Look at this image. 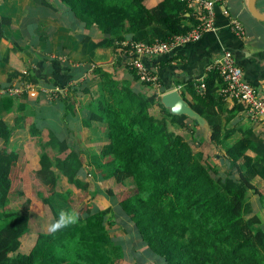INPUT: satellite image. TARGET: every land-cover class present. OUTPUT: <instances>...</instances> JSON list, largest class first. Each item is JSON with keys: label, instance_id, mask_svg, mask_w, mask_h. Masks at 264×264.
I'll return each mask as SVG.
<instances>
[{"label": "trees", "instance_id": "16d2710c", "mask_svg": "<svg viewBox=\"0 0 264 264\" xmlns=\"http://www.w3.org/2000/svg\"><path fill=\"white\" fill-rule=\"evenodd\" d=\"M60 1L86 28L102 33L98 40L90 35L81 38V53L88 62H93L98 48L116 52L126 49L125 41H167L196 22L181 0H158L152 7L149 0ZM207 71L203 94L196 92L198 80L176 81L167 90L180 85L182 97L208 121L205 141L223 151L219 157L225 172L211 169L203 152L192 150L191 141L181 134L190 122L197 124L169 113L155 93L143 91L150 83L140 81L134 69L129 70L131 79H117L98 66L96 88L87 80L68 86L71 96L62 97L64 108L71 109L77 97L89 95V118L106 124L107 143L84 160V150L71 147L48 128L44 140L43 128L29 126L41 148L37 175L51 188L37 192L40 202L48 206L53 220L65 209L78 212L79 222L54 234L39 231L28 253L18 249L30 227V199L24 200L21 210L9 206L24 193L12 187L19 150L7 146L12 132L24 125L26 104L1 95L4 110L10 112L15 104V114L12 126L0 118V264H115L122 247L110 234L109 218L116 212L132 223L139 246L165 264H264V221L249 198L257 195L264 207V194L253 182L258 178L264 183V137L252 127L228 126L215 106L222 79L216 69ZM17 78L37 85L25 69L9 72L7 84L0 87ZM187 91L191 99L185 96ZM236 105L246 109L243 103ZM197 131L204 141L198 127ZM88 173L118 184L131 179L133 189L120 196L108 188L110 205L99 208L88 201L75 210L71 197L58 189L59 181L84 191L89 187L84 180Z\"/></svg>", "mask_w": 264, "mask_h": 264}, {"label": "crops", "instance_id": "0c3cea01", "mask_svg": "<svg viewBox=\"0 0 264 264\" xmlns=\"http://www.w3.org/2000/svg\"><path fill=\"white\" fill-rule=\"evenodd\" d=\"M157 1L149 0L148 6H154ZM215 1L212 30L204 32L195 42L175 45L163 54L142 56L143 63L157 76L159 82L157 87L146 85L142 90L149 94L155 93L159 102L162 87L168 91L167 88L176 81L204 78L208 66L224 50L232 52L235 63L243 70L246 82L264 87V20L250 13L248 0ZM255 6L258 13L264 15V0H256ZM230 15L240 19L244 28L243 36L237 35L230 28ZM0 33V85L7 84V75L12 70L25 69L35 76L38 85L36 96L30 97L23 93L16 99L25 102L26 119L24 125L17 127L7 141L8 148L19 150V160L15 164L12 179L29 180L27 174L23 173V166L27 163L34 162L36 169L39 168L41 148L38 137L29 133L31 124L43 128L44 140L47 139L48 128L60 138L66 139L71 147L84 150L82 159L86 160L87 154L97 153L103 148L107 143V127L105 123L89 118L87 103L90 96L77 97L71 109L64 108L62 97L71 96L67 92L69 85L84 80H87L91 88H96L98 66H103L117 79H131L130 56L124 49L114 52L98 48L93 62H88L81 53V38L90 35L98 40L102 33L96 27L86 28L60 0H0ZM161 62L165 64L162 66ZM54 87L61 88V97L48 98L41 91V88ZM185 96L191 99L188 91ZM215 106L223 119L228 121V126L252 127L262 134L261 126L250 121L246 109L237 106L231 98L221 96ZM14 107L15 104L10 112H6L0 95V118L8 126L14 123ZM35 240L36 237L29 242L28 252ZM21 242L20 239L18 251L28 253L20 251Z\"/></svg>", "mask_w": 264, "mask_h": 264}, {"label": "rangeland", "instance_id": "374dc122", "mask_svg": "<svg viewBox=\"0 0 264 264\" xmlns=\"http://www.w3.org/2000/svg\"><path fill=\"white\" fill-rule=\"evenodd\" d=\"M181 134L186 140L191 141L190 146L192 150H200L203 152L205 162L211 169H216V171L218 170L221 172L227 170L225 169V166L221 164L222 160L219 157L223 151L217 150L212 143L205 141L207 139H204L203 141L197 131V127L191 122L189 123V127L186 130H183ZM234 137L235 135L233 138ZM82 157H84V153H82ZM23 169V173L27 174L29 180L14 181L13 191L19 189L24 195L15 196L9 206L21 210L23 203L25 202L24 200L27 198L30 199V204L28 206L30 227L28 233H26L23 238L21 237L22 247H20V251L28 252L30 247L29 242L36 237L39 231H49L48 226L53 221V218L49 209L46 205H43L40 202V199L37 196V192L40 190L42 193H48L51 190L49 187L50 185H47L45 181L43 182L39 178L34 162H30V164L27 163L26 166H23ZM84 178V180L89 183V187L84 191H80L73 186L67 185L64 179L59 181L58 189L63 190L66 195L71 197L75 210L78 211H80L88 201L93 202V204L99 208L104 207L105 204L110 205L109 195L106 194L108 188H111L115 194L123 196L129 193L134 185L131 179L125 180L123 184H118L111 179H104L99 175L94 176L91 173H88ZM253 182L264 194V183L258 178H255ZM249 198L254 211L257 212L264 221V207H261L257 195L250 194ZM120 214L121 213L117 214L116 212V214L109 218V221L112 223L111 226H109L110 234L115 238V242L122 247V257L118 258L115 261V264H165L157 256H152L144 246H139V239L137 238L134 226H131L132 223L123 219V216Z\"/></svg>", "mask_w": 264, "mask_h": 264}, {"label": "built area", "instance_id": "2783aa9c", "mask_svg": "<svg viewBox=\"0 0 264 264\" xmlns=\"http://www.w3.org/2000/svg\"><path fill=\"white\" fill-rule=\"evenodd\" d=\"M190 10V15L194 17V26L184 34L171 36L167 41L155 40L151 43L144 41H125L126 52L130 56L129 66L135 70L140 81L148 82L151 86H158L157 76L149 70L142 61L144 55L163 54L175 45L185 44L199 39L204 32L214 28L215 0H181ZM229 26L234 33L243 36L244 28L240 19L236 15L229 16ZM208 70L216 69L222 79V85L218 89L221 96L231 98L234 102L243 103L246 107V114L250 121L261 126L264 137V87H256L244 80L243 70L234 61L230 50H224L219 57L208 66ZM11 85L1 86L0 95L8 94L19 97L27 93L30 97L37 95L35 90L37 85L27 81L15 79ZM196 92L203 94L205 91L204 78H200L195 85ZM61 88H41V91L48 97H57L62 93ZM172 89H180L175 86Z\"/></svg>", "mask_w": 264, "mask_h": 264}, {"label": "water", "instance_id": "95a60500", "mask_svg": "<svg viewBox=\"0 0 264 264\" xmlns=\"http://www.w3.org/2000/svg\"><path fill=\"white\" fill-rule=\"evenodd\" d=\"M256 0H248V9L250 13L257 19L264 20V15H261L256 10ZM160 103L173 115H185L189 119L193 120L203 136L204 139H208L210 126L208 121L196 112L190 104L182 97L181 92L177 89H171L163 92L160 95Z\"/></svg>", "mask_w": 264, "mask_h": 264}, {"label": "clouds", "instance_id": "9594fccd", "mask_svg": "<svg viewBox=\"0 0 264 264\" xmlns=\"http://www.w3.org/2000/svg\"><path fill=\"white\" fill-rule=\"evenodd\" d=\"M79 222V213L76 211H68L60 209L57 217L49 224L48 230L50 233H56L69 225H74Z\"/></svg>", "mask_w": 264, "mask_h": 264}]
</instances>
